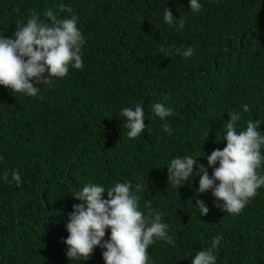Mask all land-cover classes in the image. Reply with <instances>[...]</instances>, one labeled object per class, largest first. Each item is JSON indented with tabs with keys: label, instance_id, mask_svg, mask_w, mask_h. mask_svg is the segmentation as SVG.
Instances as JSON below:
<instances>
[{
	"label": "trees",
	"instance_id": "obj_1",
	"mask_svg": "<svg viewBox=\"0 0 264 264\" xmlns=\"http://www.w3.org/2000/svg\"><path fill=\"white\" fill-rule=\"evenodd\" d=\"M199 2L194 12L190 0H0V36L14 38L18 22L34 13L50 23L49 8L70 18L63 4L78 16L86 41L83 68L37 85L36 97L0 85V264H105L100 246L88 260L68 258L66 225L86 184L107 189L117 182H131L133 190L142 183L139 210L146 213L150 202L175 238L174 246L155 240L149 264H192L217 236L216 264H264V185L233 215L215 206L211 190L197 191L195 175L213 150L226 147L230 111L242 116L238 132L259 120L264 134V0ZM167 8L185 20L182 30L164 21ZM173 44L194 54L160 51ZM137 103L146 127L129 138L121 112ZM156 103L173 115L162 120ZM185 155L197 159L194 174L170 185L168 166ZM257 172L264 175V159ZM198 200L209 207L206 216ZM110 235L107 229L104 239Z\"/></svg>",
	"mask_w": 264,
	"mask_h": 264
},
{
	"label": "clouds",
	"instance_id": "obj_2",
	"mask_svg": "<svg viewBox=\"0 0 264 264\" xmlns=\"http://www.w3.org/2000/svg\"><path fill=\"white\" fill-rule=\"evenodd\" d=\"M59 7L61 12L66 10L70 18H60L49 8L46 16L50 23H44L34 13L26 24L18 22L14 38L0 36V85L36 97L40 92L37 85H51L53 77H66L70 67L83 68L82 47L86 41L77 27L78 16L72 14L71 7L65 8L63 4ZM190 8L198 12L202 4L199 0H190ZM164 21L176 30L185 26V20L177 19L169 8L165 9ZM174 49L184 57L194 54L192 47L181 53L174 44L167 49L161 47L160 51L171 55ZM153 111L163 120L173 115L174 109L156 103ZM243 111H249L247 104L243 106ZM121 115L126 119L129 138H136L144 131L145 112L141 104L137 103L134 109L123 108ZM228 115L230 119L224 125L223 139L227 141L226 147L213 150L207 157L208 167L199 164L195 175L200 177L199 193L211 190L216 198L215 206L236 215L264 185V175L257 172L264 159L261 155L264 134L258 131L259 120H248L246 129L238 132L237 122L242 119L241 114L230 111ZM163 128L171 134L168 123L163 124ZM194 166H197V159L189 155L172 159L168 166L170 185L182 186L193 176ZM209 167L213 168L211 175ZM11 176L12 181L20 186V173L14 171ZM3 178L8 181V172ZM142 190V183H137L134 190L131 182H117L107 189L101 184H86L74 196L81 203L74 204L73 211L68 214L66 228L69 235L64 241L68 246L67 257L88 260L95 247L100 246L106 249L102 253L105 264H149L148 249L155 240L174 246L175 238L169 234V225L162 222L161 213L153 210L150 202L146 205V213L139 210L141 197L138 193ZM196 205L201 215L209 213V207L203 200H198ZM107 229H110L111 235L109 239H104ZM222 239V236L213 237L211 246L197 252L192 264H216L215 251Z\"/></svg>",
	"mask_w": 264,
	"mask_h": 264
}]
</instances>
